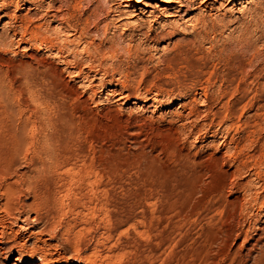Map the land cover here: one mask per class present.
Listing matches in <instances>:
<instances>
[{
  "label": "rangeland",
  "instance_id": "obj_1",
  "mask_svg": "<svg viewBox=\"0 0 264 264\" xmlns=\"http://www.w3.org/2000/svg\"><path fill=\"white\" fill-rule=\"evenodd\" d=\"M0 208V264H264V0H0Z\"/></svg>",
  "mask_w": 264,
  "mask_h": 264
},
{
  "label": "bare ground",
  "instance_id": "obj_2",
  "mask_svg": "<svg viewBox=\"0 0 264 264\" xmlns=\"http://www.w3.org/2000/svg\"><path fill=\"white\" fill-rule=\"evenodd\" d=\"M6 4H8V3H6ZM5 4V5H6ZM188 4V3H187ZM263 5V4H262ZM186 6H188V5H182V7L181 8H185L186 9V11H189L190 9H189V7H186ZM101 7V6H100ZM100 11V10H99ZM110 11V10H109ZM257 11V9H255V12ZM8 12V11H7ZM109 13V12H108ZM95 14V13H94ZM96 15H97V13H96ZM57 17V16H56ZM4 18H8V19H10V20H13V19H18V16H16V14L15 15H11V14H6L5 16H4ZM118 18H121V15L120 16H118ZM19 20V19H18ZM122 20V19H121ZM11 23V22H10ZM21 23L22 24H24V26H25V28H24V33H25V35H26V33H28V31H29V29H31V27L30 26H32V32L30 31L29 32V34L31 33V41L32 42H34V44H35V42H38V39L39 38H41V39H43L42 37H40V36H43L42 35V31H43V29L45 28V26L43 27L42 25H40V26H34L33 27V23H32V20H31V18L29 17V13H28V15L27 16H25L23 19H21ZM22 24H21V26H22ZM86 24H88V21H86ZM201 24H203V23H201ZM84 26V25H83ZM83 26H81V28L83 27ZM107 26H108V24H107ZM203 26H205V27H207L208 26V23L206 22V23H204L203 24ZM212 26V25H211ZM206 29V28H205ZM22 30V29H21ZM86 27H83L82 29H81V34H85L86 33ZM45 31V30H44ZM50 32H52V31H50ZM21 33V32H20ZM49 33V32H48ZM22 34V33H21ZM87 34H88V32H87ZM45 35V34H44ZM48 35V34H47ZM51 35H53V34H51ZM55 35V34H54ZM84 36V35H83ZM29 37V36H28ZM45 38V37H44ZM49 38V37H48ZM48 38H45L43 41H40L41 42V45H46L47 47H48V50L49 49H52V48H50L51 47V41H55V40H51L50 42H49V39ZM24 39V38H23ZM28 40H30V39H28ZM40 40V39H39ZM28 43V42H27ZM30 43V42H29ZM40 44V43H39ZM50 44V45H49ZM52 45H53V43H52ZM53 47V46H52ZM100 47V46H99ZM45 48V47H44ZM66 48V47H65ZM101 48V47H100ZM115 48V47H114ZM179 48H180V46H179ZM112 50H113V47L111 48ZM40 50V49H39ZM45 50H46V48H45ZM99 50V49H98ZM102 50V49H101ZM60 51V50H59ZM107 51V50H106ZM101 52V51H100ZM108 52H111V51H109L108 50ZM63 55V54H62ZM59 56H60V54H59ZM61 57V56H60ZM59 57V58H60ZM245 72V71H244ZM231 80V79H230ZM227 111V110H226ZM228 114H230V116L231 115H235V109L232 107L229 111H228ZM228 114H226V115H228ZM233 125V124H232ZM254 127V126H253ZM20 136V138H21V135H19ZM23 137V136H22ZM18 138V137H17ZM22 139H24V138H22ZM18 148V147H17ZM21 149V148H20ZM18 150V149H17ZM13 176V175H12ZM2 190V189H1ZM4 192V193H3ZM2 193H3V195L5 196V200H6V202H8L7 204H4L3 205V210L2 211H4L5 213H7V215L8 216H10V217H12V215H13V207H12V199L13 198H15L14 197V195L17 193V189H16V185L14 184V183H8L5 187H4V191H3ZM15 203V202H14ZM25 205V204H24ZM1 209V208H0ZM18 209V208H17ZM2 214V213H1ZM16 217V216H15ZM6 229H7V226H5L3 223H2V221L0 220V246H9V249H8V252H6V250L3 248V247H0V258H2V256H5V254H6V256H7V253L8 254H10L12 251H15V250H18L17 249V247H16V245H14L11 241H9L6 237H5V231H6ZM8 237V236H7ZM18 245V244H17ZM5 246V247H6ZM24 251H22V250H18V253L20 254V261L22 260H26L27 258H26V256L24 255V254H22ZM5 256V257H6ZM6 259V258H5ZM19 260V259H18ZM54 260V259H53ZM67 261V260H66ZM65 262V261H64ZM2 264V263H1ZM36 264H55V260L54 261H50V260H47L46 258H43V257H41V259L39 260V262L38 263H36Z\"/></svg>",
  "mask_w": 264,
  "mask_h": 264
}]
</instances>
